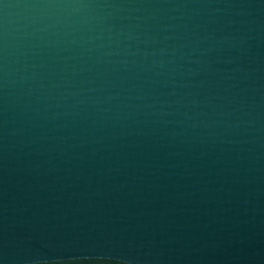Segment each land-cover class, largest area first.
<instances>
[{
	"label": "water",
	"instance_id": "1",
	"mask_svg": "<svg viewBox=\"0 0 264 264\" xmlns=\"http://www.w3.org/2000/svg\"><path fill=\"white\" fill-rule=\"evenodd\" d=\"M0 264H264V0H0Z\"/></svg>",
	"mask_w": 264,
	"mask_h": 264
}]
</instances>
